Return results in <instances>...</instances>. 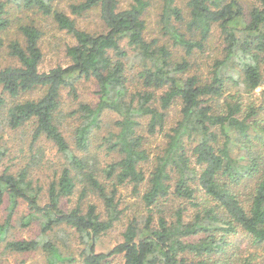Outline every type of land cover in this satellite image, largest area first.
<instances>
[{"label":"trees","instance_id":"obj_1","mask_svg":"<svg viewBox=\"0 0 264 264\" xmlns=\"http://www.w3.org/2000/svg\"><path fill=\"white\" fill-rule=\"evenodd\" d=\"M53 1L0 0V50L5 47L15 61L0 66L5 122L12 129L32 122L31 160H36L32 150L40 137L64 158L41 205L42 188L30 175V163L14 171L3 167L8 150L0 135V206L8 202L0 242L20 201L28 207L21 225H39L35 237L6 240L4 248L41 250L45 264H108L116 255L123 264H264V104L249 97L264 87V0H253L248 8L243 0H182L185 14L178 0H160L157 36H148V0H132L126 7L120 0L68 5L76 16L98 11L104 25L100 32L79 28ZM13 4L50 16L74 38L66 47L67 66L39 70L42 31L34 24L19 25L22 40L5 43ZM81 78L95 81L97 102L79 103L73 111L79 124L70 141L60 128V92L68 87L76 94L74 83ZM35 90L41 94L20 99ZM174 103L180 104L179 118L166 128ZM107 110L118 115L116 129L108 130L98 147L118 156L101 166L90 147ZM142 118L148 135L162 134L156 151L139 132ZM77 184L76 204L62 209L60 200ZM126 185L134 195L143 185L142 222L135 215L122 241L96 252V239L120 219L119 187ZM89 193L101 200L104 213L95 203L82 208ZM177 199L181 203L166 216V204ZM60 226L79 237L78 257L60 249L54 233ZM240 232L248 238L246 248L260 253L238 251L232 236Z\"/></svg>","mask_w":264,"mask_h":264},{"label":"rangeland","instance_id":"obj_2","mask_svg":"<svg viewBox=\"0 0 264 264\" xmlns=\"http://www.w3.org/2000/svg\"><path fill=\"white\" fill-rule=\"evenodd\" d=\"M73 1L80 0H54L53 3L60 10H63L71 18L76 21L79 28H82L89 32H100L104 29V25L100 21L98 11L91 10L83 13L80 16L71 14L68 9V5ZM149 6L146 10V21L148 26L149 34L148 36H157L161 34L159 22V15L161 12V1L160 0H148ZM132 0H120L121 7H126ZM253 0H243L244 6L248 8V5L253 3ZM178 6L183 9L184 14L186 9L184 7V2L182 0L177 1ZM9 18L11 20L10 27L7 30L5 36V43L10 39H21L20 34H18V26L21 24L31 23L36 25L41 31L42 36L39 41L43 57L39 64L40 71H48L49 69L60 65L62 67L67 66L70 63L69 57L66 55V47L72 45L75 40L74 38L66 33V31L59 29L57 24L52 20L50 16L42 15L36 9H24L19 8L16 5H12L10 8ZM216 30V29H215ZM164 38V37H163ZM10 64H15L14 59H12L8 54L5 47L0 50V66H7ZM139 66L136 64L131 70V74ZM75 92L72 94L68 87H64L60 92V107L61 113L60 117H63L62 125L60 126L64 135L70 141L73 140V133L75 127L79 124L78 113L75 114L73 111L77 110L79 103H88L94 105L97 102L96 90L97 86L93 79H79L75 83ZM160 91H158L159 93ZM41 94V91H32L21 95L20 99L23 98H35ZM76 97H75V96ZM250 98L255 100L256 105L264 104V87L259 86L249 95ZM5 109H0V135H2L1 144L8 150L7 155L3 160V167L10 166L11 170H16L18 167L30 163L31 172L34 182H38L42 190L39 195V202L41 205L47 202V188L50 181L53 179L54 170L60 168L62 163H64V158L56 150L53 143L44 137H40L38 141L35 142V146L32 152L36 153V160L30 159L31 151L29 148L31 133L34 125L29 122L19 128L12 129L9 128L5 122L4 116L6 114ZM180 104L174 103L170 106L168 116L166 118V128H169L172 124L176 122L179 118ZM65 115V117L63 116ZM118 119V115L112 111L107 110L102 117V128L97 130L91 139L90 151L96 154L97 161L99 165L103 166L106 162L116 159L118 156L115 153H107L105 147L99 148L98 145L101 143L102 136L106 135L108 130H115L114 123ZM146 118L141 119V127L139 132L144 134L146 138V146L156 151L158 147L163 144L162 134L148 135L146 132ZM243 153V151H240ZM155 153V152H153ZM56 168V169H55ZM58 173V171H56ZM81 185L77 184L72 195L69 197H64L60 200V207L64 210L72 208L79 196V190ZM139 193L132 194L131 185L120 186L119 196L121 202L119 203V208L123 210L120 219L114 223L113 227L110 228L105 233L101 234L94 242V250L96 252H107L118 242L122 241V232L124 231L127 223L135 215V217L142 222V214L138 212L142 208V203L140 195L143 191V185L139 187ZM88 203H95L97 205V210L104 213V207L100 199L93 194L89 193L85 198L81 200L82 208L85 209ZM181 201L177 199L175 202H169L166 204L164 214L168 216L170 211L179 205ZM192 210H188L187 213L191 214ZM8 213V202H5L0 206V222L6 218ZM138 213V214H137ZM28 207L27 203L20 201L18 207L15 209L11 219V227L4 241L0 242V264H45V256L41 250L29 251V252H13L4 248L6 240L14 239H30L35 237L39 232V225L37 222H32L29 225H21L22 218L27 216ZM144 214V213H143ZM189 216V215H188ZM188 218V217H186ZM61 229V230H60ZM54 230L56 234L55 239L58 240L60 249L64 253L73 254L78 257L79 251L82 247L79 237L74 232L73 229H67L66 226H60ZM51 235L55 236L53 232ZM61 235V236H59ZM248 238L243 233H238L236 236H232V241L235 242L238 251L244 254L247 251H251L253 248H246L248 245ZM247 249V251H246ZM257 250L260 253V249ZM72 264H81L80 260ZM108 264H123V258L121 255H116L113 257Z\"/></svg>","mask_w":264,"mask_h":264}]
</instances>
